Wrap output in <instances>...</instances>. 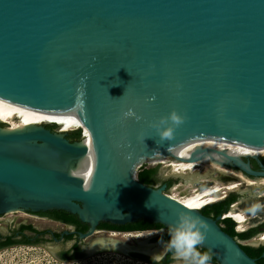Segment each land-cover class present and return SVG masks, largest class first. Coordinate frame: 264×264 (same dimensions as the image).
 <instances>
[{
    "label": "water",
    "instance_id": "obj_1",
    "mask_svg": "<svg viewBox=\"0 0 264 264\" xmlns=\"http://www.w3.org/2000/svg\"><path fill=\"white\" fill-rule=\"evenodd\" d=\"M0 97L83 123L74 141L56 122L0 126V213L75 214L87 224L76 231L87 255L99 249L89 248L96 238L113 239L101 235L100 221L146 218L170 228L186 212L207 224L202 247L217 264H257L222 230L220 215L184 205L136 171L154 164L152 155L187 159L169 149L191 137L263 145L264 0H0ZM129 108L139 119L123 116ZM172 110L182 123L161 140L152 123ZM84 126L94 150L87 180L73 171L90 149ZM191 147V159L212 153L209 160L264 177L262 155ZM121 242L105 248L135 252Z\"/></svg>",
    "mask_w": 264,
    "mask_h": 264
},
{
    "label": "bare ground",
    "instance_id": "obj_2",
    "mask_svg": "<svg viewBox=\"0 0 264 264\" xmlns=\"http://www.w3.org/2000/svg\"><path fill=\"white\" fill-rule=\"evenodd\" d=\"M0 120L4 123H7L5 129L13 130L22 128L25 124H37L40 122H56L58 124L59 131H66L68 129L83 126L81 120L70 114L59 113V112H46L43 110L23 106L12 102L10 100L4 99L0 97ZM74 126V127H72ZM89 130L84 126L83 136L86 137V141L90 145V149L88 150V154L84 158H80L77 162V166L75 170H73L76 174L83 176L86 180L90 177L93 160H94V150L91 147L90 134ZM202 145L209 146L211 148H216L221 151L227 152L229 155L233 156H241V155H264V143L260 146H253L248 144H242L230 140H222L211 137H191L187 138L179 143L173 144L170 147V151L183 156L187 159H170L167 155L163 156H150L146 157V160L150 163L161 162L166 164L169 167L170 173L182 174V173H191L185 179V182H189L193 187V193L188 194L182 198H175L180 201L184 205L188 206L189 203L194 205L190 208H200L203 205L210 203L215 200L222 199L226 194L225 190L229 191L236 187L238 184L242 183L246 186L252 185H262L264 186V179H251L252 177H244L238 171L229 169L227 167H223L219 162H215L214 160H209L210 155L204 154L200 156V158L191 159L193 154L195 153L194 147L192 145ZM217 158L216 160H222L224 157L220 154H213ZM209 167L215 169L218 173H226L236 178L234 182H231L227 185H219L217 183L212 185H206L205 187H201L199 184H209L213 182L211 178H200L203 176L202 171L197 172L199 169L204 167ZM208 169V168H207ZM212 169V171H213ZM208 171V170H207ZM211 172V171H210ZM211 174V173H210ZM196 175V176H194ZM216 175V174H215ZM207 176V175H206ZM210 176V175H209ZM233 179V178H232ZM234 180V179H233ZM227 181V180H226ZM198 185V186H197ZM258 195V194H257ZM245 199H240V203L245 206L246 209L253 208L254 204L251 205V199L253 194L246 193ZM222 197V198H221ZM239 198V197H238ZM256 204V203H255ZM195 205H199L196 207ZM257 209L262 208L260 205H256ZM189 207V206H188ZM225 217L232 218L236 223V230H244L245 225L250 224L251 222L257 221L259 219H263V216H247L240 209H238L237 203H232V206L228 211L224 214ZM242 218V219H241ZM260 240H264V237L260 236ZM124 243V242H123ZM122 242L115 239H108L104 237H98L91 242L89 248H105V247H113L120 248ZM158 247H154L153 249H157ZM146 250H150L149 248Z\"/></svg>",
    "mask_w": 264,
    "mask_h": 264
},
{
    "label": "rangeland",
    "instance_id": "obj_3",
    "mask_svg": "<svg viewBox=\"0 0 264 264\" xmlns=\"http://www.w3.org/2000/svg\"><path fill=\"white\" fill-rule=\"evenodd\" d=\"M42 123L43 122L37 124H42ZM6 125L7 123L0 124V126L3 128H5ZM152 165H157L156 174H155V179H156L155 185L156 186L158 185L157 187H159L160 186L159 184L166 179H170L172 181V183L167 188L166 186L164 187L163 192L165 194L175 198H182L188 194L193 193L194 190L193 187L195 186H192L189 182H185L186 177L191 173H182V174L170 173L171 171L169 170V167H167L166 164L161 162H154V164ZM146 166H150V165H146ZM212 169L213 168H209L205 166L204 168H201L197 171V172L202 171L203 173V176L200 178L213 179V182L209 184H199L201 185V187H205L206 185L208 186L215 183L219 185H227L236 180V178L231 175H228L224 172L220 174L215 169H213L212 171ZM244 177H248V176H244ZM251 179L259 180V179H264V177H252ZM224 190L226 194L230 191H235L237 193L246 192L249 194H253V197L251 199L252 201L251 205L254 204L253 208L249 207V209H246L245 206L240 203L241 201L240 199L246 198V196L243 195H238L234 202L237 203L238 209H240L247 216H252L256 214L258 216L264 215V186L262 185L246 186L245 184L240 183L232 190L231 189L229 191H227L226 189ZM226 194L223 197H225ZM256 205H259V207L260 205H262L261 206L262 208L257 209L255 208L257 207ZM262 218L263 219H259V220H264V217ZM0 220H1L0 228H7L9 225L15 224L18 221L30 222L38 228L50 227L51 229H59L60 226L52 221L40 219L35 216H29L28 214H26V212L19 209L6 211L4 213L3 218H1ZM259 220L245 225L244 230L251 226L258 227ZM256 222L258 224H255ZM263 234L264 231L261 230L251 238L247 240H243V242L254 244L255 242H258L260 236H264ZM97 235L98 234H96V236ZM101 235L110 236L113 239L124 241L129 245H138L141 243V245L147 246L150 245L151 244L150 241H152L155 242V244L153 245L158 247V249L161 247L160 242L154 239L155 236L157 235V231L155 230L124 231V232L111 231L110 233L101 232ZM92 237H88L85 240L89 241L92 239ZM0 264H150V263L141 259L132 258L127 254H123L122 252H119L112 248H99L79 259L61 260L57 258L54 254H52L51 251L44 245L15 244L0 249ZM169 264H182V262L176 259L170 262Z\"/></svg>",
    "mask_w": 264,
    "mask_h": 264
},
{
    "label": "flooded vegetation",
    "instance_id": "obj_4",
    "mask_svg": "<svg viewBox=\"0 0 264 264\" xmlns=\"http://www.w3.org/2000/svg\"><path fill=\"white\" fill-rule=\"evenodd\" d=\"M260 161L262 164H264V159L260 158ZM250 166L253 169H259V166L256 162L254 164L250 163ZM162 183H160L159 185H161ZM233 193L236 195L235 197V200H236L238 193L235 191H233ZM50 210L52 209L36 210V211L26 209L22 211L26 212V214H28L29 216H35L40 219L52 221L55 224L60 225L59 229H51L50 227L38 228L30 222L18 221L15 224L9 225L7 228H0V249L4 247H9L15 244H41L48 248H51L54 252V255L61 260H74V259H79L85 256L83 252V242L80 239H78L77 234H76V231H78L76 226L72 223H67V222L61 221L60 219H55L54 217L50 215ZM3 216H4V212H1L0 219L3 218ZM136 220L126 221L123 223H109L108 222L109 225L103 224L101 223L103 221H100L96 227L98 229H101L103 232L155 230L157 231V234L167 229L166 226H161L155 229H139V230L136 229L135 227H115V225L117 224L132 223V222H136ZM258 223H259V226L257 227L258 230L256 232H254L249 237L244 238V239H239L238 241L243 244H248L252 246L264 245V240H260V239L258 240V242H255L254 244L243 242V240H247L251 238L252 236L257 234L261 230L264 231V220H259ZM258 223L256 222L255 224H258ZM22 224L24 225L31 224L32 227L35 228V230L29 229L28 227H22L21 226ZM55 233H57V235H55ZM64 236H68V237L65 238ZM150 242L152 244L147 245V246L146 245L145 246L144 245H130L135 248V252L130 253V255L128 256L135 258V259L144 260L150 264H169L170 262L177 259L173 255L172 251L167 252L166 250L167 243L165 241L158 240V242H160V245H161L159 249L158 248L153 249L155 247L153 245L155 244V242H152V241ZM148 248L150 250H146ZM261 255H264V250L262 251Z\"/></svg>",
    "mask_w": 264,
    "mask_h": 264
},
{
    "label": "trees",
    "instance_id": "obj_5",
    "mask_svg": "<svg viewBox=\"0 0 264 264\" xmlns=\"http://www.w3.org/2000/svg\"><path fill=\"white\" fill-rule=\"evenodd\" d=\"M45 126L51 130L57 128V125L54 123H47ZM65 137L70 140H78L81 137L80 128H76L70 131H67ZM260 158L264 159V156H261ZM250 163H255L253 159H249ZM156 168L157 165H150L145 166L144 164L139 167V169L136 172V178L143 182L146 185L157 187L155 185V174H156ZM165 183L166 188L172 183L170 179H166L163 181ZM165 188V189H166ZM236 195L233 192H228L225 197L219 200L212 201L210 203H207L199 208L200 212L206 216H209L211 218H216L217 215H222L226 212V209L228 208L229 204L232 203L235 200ZM50 215L54 217L55 219H60L61 221L72 223L76 226L78 231H85L87 228V224L84 222H81L75 214L68 213L61 209H52L50 210ZM216 222L220 225L222 230H224L226 233H228L230 236L239 239H244L252 235L254 232L258 230L257 227L251 226L243 231H236L234 228L235 222L229 218V217H221L216 219ZM103 224H108V222H101ZM100 223V224H101ZM99 224V225H100ZM109 225V224H108ZM22 227H28L29 229L35 230L34 227H32L31 224H22ZM162 224L159 222H151L147 220L146 218H139L136 220V222L132 223H125V224H117L115 227H135L136 229H155L158 227H161ZM131 229V228H130ZM169 229L167 228L165 231L158 233L154 239L156 240H163L167 243L169 241ZM57 235V233H55ZM67 238L68 236H64ZM240 247L252 258L255 259V262L257 264H264V255H261L262 251L264 250V245L260 246H252L248 244L240 243ZM167 252H171L168 247H166ZM200 251L204 252L207 251L204 247H200ZM212 264H217V261L215 258L211 255V262Z\"/></svg>",
    "mask_w": 264,
    "mask_h": 264
},
{
    "label": "clouds",
    "instance_id": "obj_6",
    "mask_svg": "<svg viewBox=\"0 0 264 264\" xmlns=\"http://www.w3.org/2000/svg\"><path fill=\"white\" fill-rule=\"evenodd\" d=\"M149 99L154 100L155 97H149ZM123 116L136 117V119H139L131 108L124 112ZM182 120L183 118L178 115L175 110H172L167 117L162 116L158 121H154L152 127L158 131L161 140H171L174 134L173 126L179 125L182 123ZM169 121L171 123H169ZM161 125H164V127H161ZM73 129H76V127L66 131ZM234 228L236 230L235 225ZM206 230L207 224L199 217L186 212H178L176 220L169 229L167 247L182 264H210V252L200 251V247L203 245L206 238Z\"/></svg>",
    "mask_w": 264,
    "mask_h": 264
},
{
    "label": "snow or ice",
    "instance_id": "obj_7",
    "mask_svg": "<svg viewBox=\"0 0 264 264\" xmlns=\"http://www.w3.org/2000/svg\"><path fill=\"white\" fill-rule=\"evenodd\" d=\"M189 207H193L194 205H192L191 203H189L188 205ZM196 207H198L199 205H195ZM242 219V218H241Z\"/></svg>",
    "mask_w": 264,
    "mask_h": 264
},
{
    "label": "built area",
    "instance_id": "obj_8",
    "mask_svg": "<svg viewBox=\"0 0 264 264\" xmlns=\"http://www.w3.org/2000/svg\"><path fill=\"white\" fill-rule=\"evenodd\" d=\"M223 216H224V214L220 215V218L223 217Z\"/></svg>",
    "mask_w": 264,
    "mask_h": 264
}]
</instances>
